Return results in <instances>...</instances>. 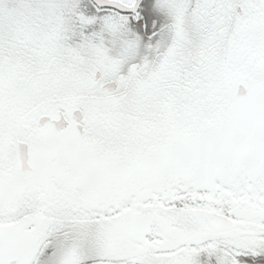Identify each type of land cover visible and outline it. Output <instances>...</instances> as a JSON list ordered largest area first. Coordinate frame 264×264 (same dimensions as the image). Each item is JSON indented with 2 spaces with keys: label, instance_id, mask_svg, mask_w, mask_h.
<instances>
[{
  "label": "snow or ice",
  "instance_id": "6c2138e0",
  "mask_svg": "<svg viewBox=\"0 0 264 264\" xmlns=\"http://www.w3.org/2000/svg\"><path fill=\"white\" fill-rule=\"evenodd\" d=\"M0 264H264V0H0Z\"/></svg>",
  "mask_w": 264,
  "mask_h": 264
}]
</instances>
